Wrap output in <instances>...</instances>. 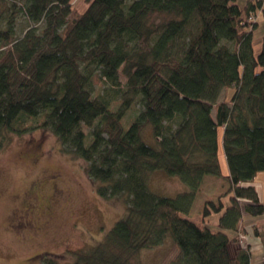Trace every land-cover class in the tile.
Returning <instances> with one entry per match:
<instances>
[{"label":"trees","instance_id":"1","mask_svg":"<svg viewBox=\"0 0 264 264\" xmlns=\"http://www.w3.org/2000/svg\"><path fill=\"white\" fill-rule=\"evenodd\" d=\"M82 1L0 0V149L49 130L85 162L97 195L125 200V214L91 248L70 251V264H143L140 252L167 237L178 248L170 264H251L241 222L264 215L253 184L264 173V36L253 48L263 0ZM220 136L229 189L205 203L200 224L190 210L203 178L223 175ZM157 171L185 189L153 192ZM213 211L215 228L205 224Z\"/></svg>","mask_w":264,"mask_h":264},{"label":"rangeland","instance_id":"2","mask_svg":"<svg viewBox=\"0 0 264 264\" xmlns=\"http://www.w3.org/2000/svg\"><path fill=\"white\" fill-rule=\"evenodd\" d=\"M74 1L82 6V0ZM18 25L19 35L26 23ZM120 80L124 85L126 79ZM104 84L96 80L95 89L100 91ZM118 105L119 102L114 108ZM137 111V108L130 110L126 119L132 120ZM144 137L147 142L152 139L150 129H145ZM221 138L219 157L225 175L229 169ZM84 163L64 152L49 130L12 135L5 141L0 149V264H42L48 255L62 264H70L74 260L70 251L91 248L125 214L124 199L97 195L99 183L90 179ZM256 177L253 183L264 199V173ZM148 182L153 192L169 197L185 189L178 176H168L162 171L152 173ZM226 184L222 180L217 185L207 183L201 187L192 211L198 223L202 224L198 215L205 200L217 203L215 191L223 195L227 192ZM223 202L228 206L229 197L224 196ZM221 214L213 211L205 224L215 228ZM254 219L246 216L241 222V238L250 246L253 262L264 257V239L255 234ZM228 233L233 236L235 232ZM177 254L178 248L167 237L161 246L143 249L139 260L143 264H170Z\"/></svg>","mask_w":264,"mask_h":264},{"label":"crops","instance_id":"3","mask_svg":"<svg viewBox=\"0 0 264 264\" xmlns=\"http://www.w3.org/2000/svg\"><path fill=\"white\" fill-rule=\"evenodd\" d=\"M264 6L262 5V8L261 9H259L258 11H257V13H256V15H255V21L257 22V26H256V28L254 29V31H253V48H254V53H255V55H257V54H259V52H260V50H261V45H262V36H264ZM230 92V91H229ZM221 161V160H220ZM222 180H223V182L225 181L227 184H226V191H228V189H229V182H228V173L227 174H225L224 175V173H223V175L221 176V177H218V176H212L211 177V175H207V176H205L204 178H203V181H202V184H201V186H200V190H201V187L203 186V185H205V184H207V183H210V184H212V185H217V183H219V182H222ZM254 184V183H253ZM254 186H255V184H254ZM257 188V187H256ZM223 188H221V190H222ZM225 191V192H226ZM259 192V191H258ZM199 194V193H198ZM222 194L221 193H219V190H217V191H215V195L214 196H216V197H220ZM213 196V197H214ZM259 196H260V198L262 199V196H261V194L259 193ZM196 199H197V196H196ZM218 199V198H217ZM211 200V199H210ZM263 200V199H262ZM208 201V199L207 200H205V202H204V204L203 205H205V203ZM195 205V202H193V205H192V208H191V210H190V216L192 217L193 216V213H192V211H193V206ZM204 209V208H203ZM201 212H203V211H201ZM196 215H198V214H196ZM199 215H200V213H199ZM198 215V216H199ZM246 216H249V215H245L244 216V219L246 218ZM193 218H194V216H193ZM256 219H254L253 220V222L255 223L254 224V227H256V229H257V231H259L260 232V234H262V235H264V215L263 216H260V217H255ZM242 239V238H241ZM263 239H264V236H263ZM243 241V240H242ZM244 242V241H243ZM245 243V242H244ZM261 262V263H260ZM258 263H260V264H264V257H263V259L262 260H260V261H255V262H253L252 261V259H251V264H258Z\"/></svg>","mask_w":264,"mask_h":264},{"label":"built area","instance_id":"4","mask_svg":"<svg viewBox=\"0 0 264 264\" xmlns=\"http://www.w3.org/2000/svg\"><path fill=\"white\" fill-rule=\"evenodd\" d=\"M263 5H264V0H263Z\"/></svg>","mask_w":264,"mask_h":264}]
</instances>
